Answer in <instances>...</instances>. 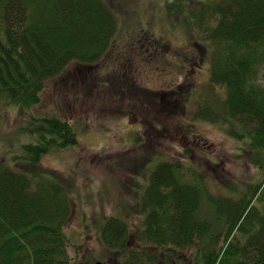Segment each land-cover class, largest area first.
<instances>
[{
    "label": "trees",
    "instance_id": "1",
    "mask_svg": "<svg viewBox=\"0 0 264 264\" xmlns=\"http://www.w3.org/2000/svg\"><path fill=\"white\" fill-rule=\"evenodd\" d=\"M121 1L0 0V122L40 105L73 63L93 68L109 60L124 72L165 44L130 32L124 4L136 0ZM161 1L177 24L185 21L184 31H203L211 45L210 78L223 88V102H204L196 120L228 125L264 177V0ZM28 119L15 134L23 137L17 150L0 161V264H76L66 232L74 195L41 161L78 146V135L56 114ZM150 162L143 164L149 183L131 206L141 228L131 230L130 207L102 219L101 257H83L87 264H181V256L192 264H264V179L245 193L182 162L161 159L149 170Z\"/></svg>",
    "mask_w": 264,
    "mask_h": 264
},
{
    "label": "rangeland",
    "instance_id": "2",
    "mask_svg": "<svg viewBox=\"0 0 264 264\" xmlns=\"http://www.w3.org/2000/svg\"><path fill=\"white\" fill-rule=\"evenodd\" d=\"M121 3L115 0L116 5ZM124 8L130 32L137 29L138 38L166 45L146 49L141 62L124 72L109 60L93 68L73 63L49 84L40 105L23 113L11 111L0 122V161L17 150L23 137L15 134L28 123V115L56 114L74 125L78 146L44 156L41 167L62 175L74 195L66 232L69 255L76 264H87L85 256L101 257L102 219L119 216L130 207L131 230L141 228L143 217L131 206L149 183L146 161H151L149 170L161 159L182 162L215 177L222 187L227 182L238 184L245 193L264 179L228 125L196 120L204 102H213L214 96L220 101L224 91L210 78L211 45L205 33L196 28L184 31L185 21L177 24L175 13L170 15L161 0L130 1ZM120 21L125 25L124 19ZM140 41L136 43L143 47ZM179 260L192 264L189 256Z\"/></svg>",
    "mask_w": 264,
    "mask_h": 264
},
{
    "label": "water",
    "instance_id": "3",
    "mask_svg": "<svg viewBox=\"0 0 264 264\" xmlns=\"http://www.w3.org/2000/svg\"><path fill=\"white\" fill-rule=\"evenodd\" d=\"M95 264H104L103 262H96Z\"/></svg>",
    "mask_w": 264,
    "mask_h": 264
}]
</instances>
